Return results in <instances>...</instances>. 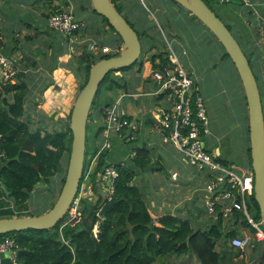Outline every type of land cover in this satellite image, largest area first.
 Here are the masks:
<instances>
[{
  "label": "trees",
  "instance_id": "1",
  "mask_svg": "<svg viewBox=\"0 0 264 264\" xmlns=\"http://www.w3.org/2000/svg\"><path fill=\"white\" fill-rule=\"evenodd\" d=\"M77 1L81 5L85 4V1L90 2V0ZM203 1L219 17V13L214 7L216 4L212 2V9L207 0ZM231 4L232 2L228 5ZM223 6L225 7H222L220 11L222 12L225 9L226 14H228L229 12L226 10H229V8H227V5ZM114 7L120 13L115 5ZM59 11L61 10L57 12ZM247 14L252 16V11L247 10ZM100 19L111 32H114L106 19L102 17ZM125 20L133 28L129 21ZM238 24L240 27V23ZM248 25L249 30V27L243 24V34L245 35H243V40L246 43L249 39L252 43L253 40H260L264 37V28L260 25L257 26L250 20ZM225 26L228 30L232 27L230 24ZM119 40L121 41L120 38ZM63 42L65 45L67 44L66 39ZM262 43H264V40ZM105 45L104 43L101 44V48H104ZM219 46L223 51L220 62L222 63L227 59L232 64L222 46L220 44ZM249 48V52L243 53L252 69L254 66L252 58L256 55V48L258 47L250 44ZM115 55L118 54L111 56L103 54L101 49L99 53L94 54L88 52L85 46L81 52H77L76 49L75 54L71 57L72 61L70 60L71 62L66 67L71 69L75 77H82L78 92L86 84L91 66L102 59ZM158 57L160 58V65L167 64V57L163 55H158ZM155 58L154 55L149 58L153 62V67H155ZM110 74L106 75L97 90L88 120L92 118L93 113L98 114V116H102L104 113V107L101 109L98 107L100 105L98 94L103 83H110L113 87L111 91L114 89L126 91L127 82L124 79L117 81L114 77L111 78ZM253 74L257 82L254 71ZM18 76L16 77L18 78ZM0 89V151L4 154V157L0 160V190L3 193L7 192V198L11 200L15 208L22 209L39 183L44 182L51 187L52 178H61L63 170L66 171L71 146L70 114L66 120H58L54 124L52 123L53 126L49 129L46 126L30 130V123L24 114L28 93L27 84L19 79V82L14 84H0ZM237 91L235 88L227 90L231 98L229 100L239 110L242 108L246 110L245 96L240 97ZM233 94L237 95L235 101L232 100ZM113 100L114 98L108 99L103 104L112 103ZM243 120L244 124H242L240 131H244L246 148L243 149L242 147L239 152L238 150L233 152L231 149L227 157L219 156L218 158L224 165L242 166L252 171L247 115L242 118L241 122ZM89 130H91V127L87 123L86 150H88ZM100 133L101 127L96 129L93 136L96 143L100 142ZM131 145L133 146L134 155L130 160L124 165L114 166L117 177L113 184L112 201H115L116 204L105 211L103 219L98 218L97 214L106 201L100 194V188L95 187V180L96 175L104 168L105 154L100 155L91 176L92 187L97 193V199L93 202L82 201L81 218L68 223L62 228L64 220L48 230L30 229L5 235L15 240L17 260L20 264H155L156 262L161 263L167 255H182L190 252L196 256L200 264H223L224 253L215 251L216 242L221 240L228 242L234 237L242 236L243 231H246L253 238L255 229L241 212H234L228 221H224L219 215L214 224L211 223L205 229H196L190 221L171 215H162L156 220L153 219L143 192L144 185L139 183L140 180L143 181V177L141 178L140 175L151 165V155L148 148L144 144H139L137 139ZM86 150L83 174L88 165ZM97 150L98 143L94 147V151ZM60 181L58 195L64 182V176ZM53 204L54 202L51 206ZM250 209H253L254 212L252 216H250ZM247 212L252 221L257 222L260 213L253 192L247 200ZM225 222L228 229L224 228ZM95 224H98L96 239L92 237V228Z\"/></svg>",
  "mask_w": 264,
  "mask_h": 264
},
{
  "label": "crops",
  "instance_id": "2",
  "mask_svg": "<svg viewBox=\"0 0 264 264\" xmlns=\"http://www.w3.org/2000/svg\"><path fill=\"white\" fill-rule=\"evenodd\" d=\"M147 1L153 4L155 12L160 15L163 21L164 27L162 33L163 39L155 41L150 40L149 38L145 39L144 49L147 56L150 58V56L154 55L156 56L154 63L155 61L160 62L156 47L161 48L162 45L165 46L164 49L166 52L168 47H170L175 52L177 58H179V56L176 51L180 52L181 56L184 59H187L184 60L185 64L178 59L179 62L185 68L187 73L194 79L199 89V81L204 79L205 76L207 79L209 77L213 78L215 73L214 71L218 65L221 64L220 60L222 58L223 51L221 48L219 50L217 49V45L219 46L218 42L205 27L203 32L209 35L206 36V38L202 34V31L195 33L188 29L187 32H185L176 28L174 20L168 13L170 12L171 15H176L177 13L179 14L178 8L180 6L172 0ZM142 4L145 6V1H142ZM129 6L126 8L133 12L131 19L132 22H135L137 28L139 29L138 31L143 33L145 30L146 32L147 30H150L152 32L153 28L150 27L149 23L151 18L149 16H145V18L141 11H137V9L132 8L130 4ZM244 6H247V8L243 10L244 14L243 11L230 7H227L229 10L226 11L229 13L226 14L227 12H225V9L222 10V12L220 11V9L225 6H214L217 13H219V17L227 19L229 21L227 23L232 26V31L235 32L236 35L241 34V36L244 35L243 24L246 27H249V20L257 26L260 25L264 28V22L261 21L264 18V0H249V4ZM90 8L92 10L90 2L85 1V4L81 5L77 0H0L1 53L11 61L14 68L18 71L16 75H19L18 78L16 77L11 84L19 82V79H21L28 86L24 114L25 118H27L30 123V130L44 128L46 126L47 129H49L53 126L55 121L66 120L71 113V109L77 95L76 89H71L73 81V76L69 73V71L71 72V69H69V71L66 70L67 64L65 59L68 57V52L67 47L63 42L64 38L50 30L48 26V19L51 14L57 12L58 10L63 11L72 9L75 12L76 17L86 23L85 27L77 32V38L79 41L77 52H81L84 45L87 44V51L97 54L100 52V49H103L101 48V44L103 43H98L99 41L96 40L93 35L87 38L83 35V32L87 31L90 26L89 21L86 20L88 15L87 11H89ZM184 10L185 9H183V11ZM247 10L252 11V16H248ZM188 14L191 15L189 12ZM127 15L130 16L128 13ZM183 15L184 13L181 14L182 18ZM92 17L91 23L93 27L97 26L106 29V31H108L107 33H109L110 30L101 22V19L98 20L95 16ZM189 20L190 19L184 17L183 24L185 25L187 21L189 22ZM194 20L199 22L195 18ZM223 22L225 23L224 19ZM238 23H240V27ZM249 29L250 27L248 30ZM110 33H113L111 34L113 37L110 43L111 45H105L104 48L109 49L110 52L108 54L117 53L121 50L122 41L119 40L118 36L114 32ZM210 36L213 40L209 38ZM200 39H202L205 46L207 44L208 48L211 47L210 52H207L203 60L199 59V50H196L194 46ZM245 46V52H249L250 48L248 49V47L250 46L247 45L246 41ZM257 47L256 55L252 58V61L254 62L252 69L254 71H258L256 75L258 77L259 75L261 76L264 74V43ZM183 52H185V54H183ZM163 56L166 57L167 55ZM260 57L262 63L261 65L257 62L258 59L260 60ZM208 58L211 60L210 63L207 61ZM202 62H204L207 66L204 71H199V68L200 70H203L202 66L198 67ZM152 63L153 62H151L150 59H147L146 63H140V68L135 70L136 73H138L137 78H140L138 86L142 80H145L147 76L149 77L148 73L150 68H153ZM258 65L259 67H257ZM262 65L263 68L261 67ZM146 67L149 71L144 73L146 72ZM141 68L143 69V75H141L140 72ZM210 68L211 70H208ZM119 79H124V77ZM124 81L126 80L124 79ZM143 87L144 83L141 82L140 86L135 89L136 93H129L128 86L126 91L123 89L117 90L122 93L124 92L123 94L126 95L122 104L127 114L138 122L139 131L136 138L137 142L139 144H144L148 148L151 155V165L140 175V177H147L150 179L151 177L160 175V181H158V183H156V180L153 178L152 180L146 182L143 189L147 199V206L149 208L150 215L155 220L162 215H171L190 221L192 226L196 229H205L211 225V223L214 224V221L220 214L218 211L217 214L207 213L206 209L202 205L199 194H197L198 190L196 186H198V174L186 165L182 158L175 162L173 159L174 155H172V151H170V149L172 148L176 153L178 152L172 145L162 143L157 126L150 117L153 108L160 104L157 99L151 95L153 90L150 93H146L148 96L153 98L151 101L153 104L152 106L148 104V108L145 112L141 110V101L139 102V100L136 103L134 102V105L126 103L127 98L131 100L140 99L144 95V93H141V88ZM109 96L114 99L119 97L117 92H108L105 94V97L109 98ZM241 96L243 95H240V97ZM103 98L104 97L101 99L99 98V104ZM102 105L100 104L98 106L99 109L102 108ZM104 106H106V104ZM104 111L105 110H103V112ZM103 117L104 113L102 116H98V114L93 113L92 118L88 120V124L91 127V130H89L88 133V150H86L88 153L86 157L88 162L94 158L97 152L94 151V147L98 142L96 143L94 141L93 136L96 129L101 127ZM214 125H219L218 120L214 122ZM152 131L156 133V137L158 138L149 139V134H151ZM213 131L215 132V135L211 133L210 136L213 139V142H209L211 149H214L218 157H227L229 152H231V144L229 143L227 135L228 131L226 133V131L220 130V128L218 129L217 127L213 128ZM242 135L243 145L241 146L245 149L246 140L243 130ZM131 144L132 143H119L117 141H113L111 150L103 153L106 155L104 159V167L108 165L114 167L116 165L126 164L134 154L133 146ZM99 158L100 156L96 159L95 167ZM163 161L166 162L165 166L162 165ZM165 167L166 169L164 170ZM164 173L165 176H162L161 174ZM174 173L177 174L176 180L171 179V174ZM54 178H52V184ZM41 183L46 184L44 182ZM106 183H103V186L100 179L97 178L95 181V187L100 188V191L102 188L105 193ZM39 184L37 186H39ZM91 184L92 181L89 182V185ZM93 191L95 193V199L93 201H95L97 199V193L95 192V189ZM51 192H54V188L52 186L50 189V193ZM4 193L0 190V218L30 216L31 212L28 210L27 206H24L22 209L15 208L11 200L7 198V194ZM25 205H27V203ZM224 228L228 229L226 225ZM224 228L223 230H225ZM244 235L249 236L251 241L249 246L242 251L232 248L229 240L228 242L226 240L216 242L215 251L224 253L223 264H264V241H257L255 236H253V239L246 231L242 232V236ZM4 263L7 264V261ZM155 264H200V262L196 256L190 252L182 255H167L161 263L156 262Z\"/></svg>",
  "mask_w": 264,
  "mask_h": 264
},
{
  "label": "built area",
  "instance_id": "3",
  "mask_svg": "<svg viewBox=\"0 0 264 264\" xmlns=\"http://www.w3.org/2000/svg\"><path fill=\"white\" fill-rule=\"evenodd\" d=\"M208 1L216 5L231 3V0ZM240 1L244 5L249 4V0ZM48 26L51 31L66 39L68 55L75 54L79 45L77 32L85 27V23L79 20L71 10H63L51 14ZM101 52L108 54L110 51L108 48H103ZM167 53V64L160 65L159 61H155V67H151L148 73L155 85L151 95L160 103L153 108L150 117L157 126L162 143L172 145L182 156L183 162L198 174L197 190L200 193L197 191V194L207 213L217 214L218 211L222 219L228 221L234 212H241L255 229L256 240L264 241V234L259 228L260 224L253 222L247 212V200L253 192L252 171L247 168H243L242 171L234 165L228 168L219 161L218 155L214 149H211L208 140L211 136L210 121L197 84L170 47ZM17 73L11 61L1 53L0 37V84L11 83ZM125 96L121 94L104 111L98 150L94 158L88 162L79 190L61 228L82 217V200L92 202L95 199L94 189L89 182H91L96 159L104 152L111 150L113 141L132 143L137 138L139 125L123 107L122 102ZM3 157L4 154L0 151V160ZM97 176L102 185L108 182L103 196L105 203L112 202L116 170L108 165ZM171 179L176 180L177 174H171ZM97 235L98 224H95L92 228V237L96 239ZM250 241V237L244 235L232 238L230 245L242 251L249 246ZM16 250L17 245L12 237L1 236L0 264H5V261L7 264H20Z\"/></svg>",
  "mask_w": 264,
  "mask_h": 264
},
{
  "label": "water",
  "instance_id": "4",
  "mask_svg": "<svg viewBox=\"0 0 264 264\" xmlns=\"http://www.w3.org/2000/svg\"><path fill=\"white\" fill-rule=\"evenodd\" d=\"M173 1L195 17L216 38L238 74L247 108L253 197L260 216L264 218V116L253 71L236 39L203 0ZM231 2L237 6L244 5L240 0ZM90 4L93 11L106 19L121 39V52L118 56L102 59L91 66L87 82L74 101L69 118L71 133L69 159L63 185L53 206L38 216L0 218V236L30 229L48 230L64 220L81 183L86 150V127L97 90L109 72L125 70L133 66L141 56V44L137 33L116 10L111 0H90ZM106 108L107 105L103 110ZM115 204V201L104 204L97 214L98 218L103 219L105 211Z\"/></svg>",
  "mask_w": 264,
  "mask_h": 264
},
{
  "label": "rangeland",
  "instance_id": "5",
  "mask_svg": "<svg viewBox=\"0 0 264 264\" xmlns=\"http://www.w3.org/2000/svg\"><path fill=\"white\" fill-rule=\"evenodd\" d=\"M135 1L138 3L137 11H141L144 14V17L149 16L151 18L149 23H150V27L153 28V31L151 32L150 30H147V32H146V30H145V32L143 31V33L138 31L139 29L137 28L135 22H132V19H131L133 12L131 10H129L127 12V10H126L125 12L130 14V16H127L126 13L123 11L122 6L116 5V7L120 10L121 14H123V16L129 21V23L133 26L134 30L140 36V41H142V44H143V46H142L143 52H142V56L139 57V60L133 66L127 68L125 71L122 70L123 72L121 70H118V73H115L117 76L115 74H114L115 76H112L110 74V77L111 76H112L111 78L114 77V79H116L117 81L120 80L119 78L124 77V79L127 81L129 93H136L135 89H137V87L140 86L141 82L144 83V87L141 88V93H144V95L140 99H136V100H131V99L127 98L126 103H128L129 105H131V104L134 105L139 100V102L141 101V110L143 112H145L148 108V104H150V106H152V104H153V102H151L153 98L151 96H148L146 93H150L152 90H154L155 85H154V81L150 77L147 76V78L145 80H142L138 86V82H139L140 78H137L138 73H136L135 70L140 68V63H143V62L146 63V61H147V57H146L147 54L144 55V53H146V52H144V50H145L144 49L145 39L149 38L150 40H154V41L163 39L162 33H163L164 27H163V21H162L160 15L155 12V8H154L152 3H149L147 0H135ZM142 1H145V6H143ZM112 2H114V1H112ZM114 4H115V2H114ZM208 4L213 9L212 3L208 1ZM231 5H230V8L235 7L241 11H242V9L245 10L247 8V6L240 7V6H237L235 4H231ZM180 7L179 8L177 7L178 11H179V14L177 13L178 15L177 14L171 15L170 12L168 13L171 16V18L174 20V22L176 24V28H179L185 32H187L188 29H190L191 31H193L195 33H198V31L203 32L204 26L200 22H197L196 20H194L193 16L189 15L188 12H186L185 10L183 11V9ZM70 10L74 13V15H76L72 9H70ZM182 13H184L183 18L185 17L187 19H190L189 22L187 21L185 25L183 24V18L181 17ZM87 14L88 15H87L86 20L89 21L90 26L87 29V31L83 32L84 37L87 38V37L93 35L94 38H96V40L99 41L98 43H104L106 45H111L110 43L113 39L111 34H113V33H110L111 31H109V33H107L108 31H106V29H103V28H100L97 26L93 27V25L91 23V17L95 16L96 18H98V20H100V17L98 15H95V13L91 10V8L89 11H87ZM243 14H244V11H243ZM92 18H94V17H92ZM192 20H193V22H192ZM261 21L264 22V18ZM85 25H86V23H85ZM231 33L236 38L237 42H239V44H241L242 39H243L241 34L236 35V33L232 31V28H231ZM202 34L204 35L205 38H206V36H209L207 33H204V32ZM165 35H166V33H165ZM209 38L212 39L211 36ZM263 40H264V37L261 38L260 40H253V42L251 43V39H249L247 45L250 46V44H251L252 46L257 47V46H260L262 44ZM84 46L86 47V50H87L88 45L86 44ZM194 46H195L196 50H199V59H201V60H203L204 56L207 54V52H210V50H211V47L208 48L207 44L205 46L202 39H200L199 42L196 43ZM164 47L165 46H163V45L161 48L156 47V51H158L159 56L168 54L165 51ZM244 47L246 48L245 41L243 40L242 48H243V51L245 52L246 50H244ZM217 49L218 50L220 49V47L218 45H217ZM248 49H249V47H248ZM176 53L179 56L178 59L183 64H185L184 60H186L187 58L184 59L181 56L180 52L176 51ZM246 53L247 52H245V54ZM114 54H118V52L117 53H111L109 55L111 56ZM72 56L73 55H68V57L65 59L66 64H68L69 62L72 61L71 60ZM207 61H208V63H210L211 60L208 58ZM257 62L260 65L262 64L261 63V57H260V60L258 59ZM263 62H264V58H263ZM200 66L203 67V70H200V68H199V71H204L206 69L207 65L204 62H202V63H200V65L198 67H200ZM257 67H259V65ZM261 67L263 68V65ZM142 68L140 71L141 75H143V69ZM66 70L69 71V68L67 67ZM208 70H211V68ZM119 71L121 73H119ZM145 71L146 72H144V73H147L149 71V69L146 67ZM112 72L113 71H111L110 73H112ZM214 72H215L214 77H213L214 79L212 77H209L207 79V77L205 76L204 79H206L207 81L204 79H201L199 81L200 93H201V96H202L203 101L205 103V107H206L207 114H208L209 121H210V131L213 135H215V132L213 131V128H215V127H217L218 129L220 128V130L226 131V133L228 131L227 135L229 136L228 140H229V143L231 144L232 151L234 152V151L238 150V152H239L242 150L241 145H243V141L241 140L242 130L240 131V129L242 128V124H244V120L242 122H241V120L244 116L246 117V110L243 108L239 110L237 108V106L231 100H229L231 98L229 97L227 90H231V89L235 88L236 90H238L237 91L238 95H244V92L242 90L240 81L238 80V77H237L238 74H237L234 66H232V64L229 62V60L226 59V61H223L221 64H219ZM254 72L257 75L258 71L255 70ZM69 73L73 76L71 89L75 88L76 93L78 95L79 92H77V91H78L79 83L82 80V77H75L74 73L72 71L71 72L69 71ZM112 89H113V87H111L110 83H108V84L103 83L101 85L100 90H99V94H98V100H99V98L101 99L102 97H104L103 100L100 102L101 105L106 100L111 99L110 96H109V98L105 97V94H107L108 92H117L119 96L124 93V92L122 93V92L118 91L117 89L116 90L114 89L113 91H111ZM77 95H76V97H77ZM236 99H237V95L233 94L232 100L235 101ZM263 102H264V93H263ZM110 103L111 102L106 103L107 107L111 105ZM104 105L105 104H103L101 107L103 108ZM217 120L219 122V125H214V122ZM154 129H155V127H154ZM152 130H153V128H152ZM149 136H150L149 139L158 138V137H156V133L154 131H152L151 134H149ZM208 140H209V142H211V141L213 142V139L211 137H209ZM170 151H172V155H174L173 159L175 162H177L178 160H180L182 158V156L179 155L178 153H176L172 148L170 149ZM86 153H87V151H86ZM162 165L165 166L166 162L163 161ZM229 166H230V164L227 165L228 168H229ZM236 167L241 168V170L243 171L242 166H236ZM165 169H166V167L164 168V170ZM64 174H66V171L63 170V174H61L62 175L61 178L55 177L53 179L52 187L54 188V192L50 193L51 187H49L48 184L40 183L39 186L36 187L35 190H37V191L34 190L32 192V194H31V196L27 202V205H24L25 207L27 206L28 210L31 212L30 216L42 215L51 209V207H52L51 204L53 202H55L57 199L58 192H59L60 185H61L60 180L63 178V176L65 177ZM161 175L165 176V173L161 174ZM97 178H98V176L96 175V179ZM153 178H154V180H156L155 181L156 183H158V181H160V175H156L155 177H151L150 179H148L147 177H143V181L140 180L139 183L141 185L145 186L146 182L149 180H152ZM50 180H51V178L49 179V182H50ZM196 187L198 188V186H196ZM100 194L102 196H104V190L102 188H101ZM253 214H254L253 209H250V216H252ZM256 221H257V223L260 224L259 228L264 234V223H263L264 219L261 216H259V218H257ZM225 225H227V224H225Z\"/></svg>",
  "mask_w": 264,
  "mask_h": 264
},
{
  "label": "flooded vegetation",
  "instance_id": "6",
  "mask_svg": "<svg viewBox=\"0 0 264 264\" xmlns=\"http://www.w3.org/2000/svg\"><path fill=\"white\" fill-rule=\"evenodd\" d=\"M112 1H114L115 2V4H114V2H112ZM111 2L113 3V5H121L122 6V8H123V11L125 12L126 10H127V12L129 11V9H127L128 8V6H129V4L131 5V7L132 8H135V9H137L138 8V3L135 1V0H111ZM232 6V5H231ZM244 6V5H243ZM243 6H240V7H243ZM127 7V8H126ZM130 7V6H129ZM227 7H230V5H227ZM235 8V7H234ZM242 11H243V9H242ZM127 12H125L126 13V15H127ZM121 13V12H120ZM122 16H123V14H121ZM128 16V15H127ZM124 17V16H123ZM224 19V21H225V25H227L228 23L227 22H229L227 19H225L224 17H220V19L223 21V19ZM124 19H126L125 17H124ZM227 23V24H226ZM230 32H231V29L229 30ZM232 34V33H231ZM233 35V34H232ZM139 37V36H138ZM233 37H234V35H233ZM235 38V37H234ZM242 38H243V36H242ZM236 39V38H235ZM139 40H140V37H139ZM237 41V40H236ZM140 44H141V41H140ZM238 44H239V42H238ZM242 45H243V39H242V43L241 44H239V46L241 47V49H242V51H243V48H242ZM120 52H121V50H119L118 51V55L120 54ZM142 52H143V49H142V44H141V56H142ZM144 52H145V50H144ZM244 52V51H243ZM147 53H144V55H146ZM118 55H115V56H118ZM147 57V59H149V56H146ZM145 57V58H146ZM123 72V71H122ZM110 73V72H109ZM115 73H118V71H113L112 73H111V75H114ZM119 73H121L120 71H119ZM257 85H258V89H259V93H260V98H261V103H262V108H263V116H264V102H263V93H264V74L263 75H259L258 77H257Z\"/></svg>",
  "mask_w": 264,
  "mask_h": 264
}]
</instances>
